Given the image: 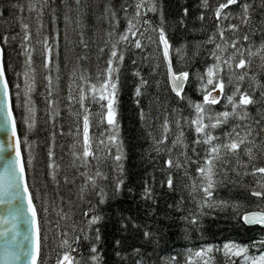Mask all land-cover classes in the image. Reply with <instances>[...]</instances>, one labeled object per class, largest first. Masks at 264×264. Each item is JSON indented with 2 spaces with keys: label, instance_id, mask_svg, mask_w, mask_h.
Listing matches in <instances>:
<instances>
[{
  "label": "trees",
  "instance_id": "trees-1",
  "mask_svg": "<svg viewBox=\"0 0 264 264\" xmlns=\"http://www.w3.org/2000/svg\"><path fill=\"white\" fill-rule=\"evenodd\" d=\"M137 2L0 0L4 71L39 220V264H57L66 248L65 239L76 249L72 255L79 264H188L189 260L203 264L192 254L226 243L264 250V230L241 222V215L247 211H264V197L252 195L264 191V174L255 172L264 167V0H238L225 10L233 13L226 20L215 18L224 0H143L137 24L143 34L137 37L141 48L131 39L117 43L135 16ZM244 4L250 5L247 23L241 19ZM153 7L155 11H148ZM23 24L28 25L27 40ZM146 26L157 35L163 28L171 47L173 70L189 73L181 94L184 99L170 91L159 41L146 35ZM45 38L50 52L45 49ZM233 41L250 61L243 81L234 75L245 71L234 67L238 53L232 69L223 62L236 51L230 46ZM113 45L124 56L122 62L113 61L118 71L112 74L117 83L118 136L116 142L110 141L115 132L106 126L109 143L105 142L107 146L100 154L91 150L94 155L85 163L84 158H76L74 150L81 123L76 120L80 104L71 101L72 89L82 85L86 95L87 83L107 76ZM216 45L224 51L217 52ZM249 49L257 54L249 56ZM213 52L221 56L218 75L226 83L232 78L225 92L231 94L239 85L255 103L247 106L248 119L229 118L211 130L219 137L213 143H227L226 134L237 125L241 136L248 131L251 135L238 155L222 151L221 158L214 161V186L206 199V182L197 168L204 166L209 146L195 143L203 137L197 136L195 126L188 121L195 117L190 102L203 103L200 77L217 63ZM28 84L32 85L31 92ZM50 100L55 103L50 105ZM226 102L223 98L220 104L206 107L214 114L230 112ZM26 118L33 124L31 128ZM181 132L182 143L174 147ZM161 140L164 142L158 143ZM245 148L252 149L251 157ZM117 154L121 155L119 161ZM170 159L172 167L167 163ZM92 217L97 222L89 224ZM208 262L238 264V258L230 259L220 250L210 254Z\"/></svg>",
  "mask_w": 264,
  "mask_h": 264
},
{
  "label": "snow or ice",
  "instance_id": "snow-or-ice-1",
  "mask_svg": "<svg viewBox=\"0 0 264 264\" xmlns=\"http://www.w3.org/2000/svg\"><path fill=\"white\" fill-rule=\"evenodd\" d=\"M79 2V0H77ZM238 3V0H224V2L220 3L219 7L216 9V17L217 19H220L223 15L224 19L228 18V14L224 13L225 9H228L230 5H235ZM143 7V0H139V2L136 3L135 8V16L133 17V20H129L128 27L124 34L119 35V42H127L131 39L132 42L135 43L136 48H141V42L137 38L138 35H143L139 32V29L137 28V24L140 23V17L141 12L140 9ZM243 15L241 17L242 22L247 23L249 17L248 12L250 5L244 4L243 6ZM29 11H34V9L29 8ZM21 11L23 9L21 8ZM127 11V9H125ZM148 11H155V8H149ZM145 24L149 23L147 20L143 21ZM22 28L24 29L26 35L25 39L27 40L29 38L27 34L28 25L23 24ZM232 30L235 31L236 26H231ZM221 38H223V33H221ZM244 40L247 41L248 37L245 36ZM159 41L163 45V56L164 60L168 62V75L170 78V83L172 86V90L175 92V94L180 97L181 99H184V97L181 95L185 86V83L189 79V73L188 72H181L176 73L172 69L171 61L169 59V48L170 45L168 43V40L165 36V32L163 28L159 29ZM237 41H233L231 43V47L233 49H236V51L227 56L224 59V64L227 65L229 69L233 68V61H236V55L239 54L240 58L238 61L235 62L234 67L236 69H245L243 74L234 73L236 78L239 81H243L245 77L248 75V67L250 61L246 60L244 58V53L236 48ZM44 46L46 51L50 52L51 49L48 46L47 38H45ZM217 52L224 51L221 49L220 45H216ZM261 51H264V44L261 45ZM217 52H213V56L215 60L217 61L216 64H214L212 67L207 68V80L206 84L203 83L204 77L201 76L200 79L202 81L201 91L203 93V103H195L190 105L195 110V117L189 119L188 123L195 126V132L198 137H203L202 139H197L195 143L200 144L203 143L205 145H208L209 147L206 149V154L204 157V166L198 167L197 171L200 173L201 178L206 182V186L204 187L205 192V198L207 199L212 195L211 189L214 186V180L213 176L215 175V164L214 161L219 160L221 158V152L226 151L232 154L238 155V150L241 148L242 145L245 144L247 137L251 135V132L248 131L245 136H241L239 132H236V127H240V125H237L233 128V131L230 133H227L228 136V142L224 143L221 141L220 143H213L214 140H219V137H215L212 134L213 129L221 126L224 123H227L229 118H239L241 120L248 119V111L247 106L254 104V99L247 94V92H241L240 86L237 85L235 87V90L232 91L231 94H228L225 92V88L227 84L232 83V78L230 77L227 83L224 81V79L218 75L220 69H221V56L217 54ZM257 53L252 52L250 49L248 50V55H256ZM124 56L122 53H118L116 50V45H113V51L111 52V58L108 60L107 64L108 67L106 69L107 76L106 77H97V83L92 86L93 91V100H97L96 93H99L98 100L99 101H106V105L102 104L101 107H106L107 112L106 114L102 113V115H106L107 123L112 126L113 131L115 132V135L110 137V141L116 142L117 136H118V123H117V110H116V92H117V83L116 79L113 77V73L118 71V68L114 67L113 61H123ZM261 59H264V56L261 57ZM28 64L31 66V56L28 57ZM47 66V64H46ZM26 82H27V73H25ZM49 84H51V79L49 78ZM207 86H212L210 89ZM32 85L28 84V92H31ZM83 89H81V93H83ZM213 92H217V95H213ZM49 96L52 95L51 89H49ZM138 96L140 95V90L137 89ZM27 95V93H26ZM237 96L239 99L237 100ZM226 98L227 105L225 107L227 108L228 105L231 106V111H224L222 113H213L211 108L206 107L207 105H216L221 102V98ZM84 100L85 96L81 94L80 96V102L81 106L84 107ZM29 107L28 110L30 113L34 112V109L30 106L31 101L27 102ZM55 103L54 101H49V104ZM86 110V109H85ZM26 122L28 123L29 128L33 126L31 122L28 121V118H26ZM164 132H165V139L167 138L166 134L168 132V123L165 121L164 125ZM246 127V126H245ZM0 134H2V137H0V162L3 163L4 171L7 174L6 178H0L5 179V183L0 185V196L9 197V202L12 200H20L21 203L17 205V214L23 215L24 212V205L23 200L27 201V212L30 217L29 227L31 230V235L28 234L25 235V240L28 241L27 244L18 243L16 240L17 234L12 230L9 229L8 231L12 232L11 236V243L16 245L15 251L9 253L7 251L8 244H5V255L11 256L14 260H26L30 261V264H39L40 254H41V235H40V227L38 223V215H37V209L34 206L33 203V197L29 192L28 185L25 181V161L22 157V148H21V139L19 138L17 134V120L14 115V107L12 105L11 99H10V89H9V83L5 79V71L3 68V65L0 64ZM182 136L183 133H180V136L177 138L176 141H174L173 146L175 147L176 144L182 143ZM6 137L7 139H4ZM164 140L158 141V143H163ZM83 152L82 157L79 155H76L77 159L84 158L85 163H87L88 157L94 155V153L91 151V144H90V136H89V117L88 115H85L83 117ZM118 153L120 151V145L117 144ZM9 150H13L15 155L10 156L8 155ZM244 152L251 157L252 149L251 148H245ZM50 157L52 153H49ZM115 159L119 161L121 159V155L117 154L115 156ZM31 159L27 161V163L31 164ZM168 166L172 167L173 162L170 159L168 162ZM53 166V165H50ZM176 167H181L180 164H176ZM255 172L264 174V167L255 169ZM97 175H100L98 172ZM168 186L172 187V180L169 178L168 180ZM262 188H264V185H261ZM22 193V196H21ZM253 196L256 197H264V191H254L252 192ZM103 202V201H101ZM87 215V213H85ZM17 219V215L13 216V220ZM244 220L246 223L249 224H260L264 226V211L259 213H251L246 214L244 216ZM97 222L96 217H92L89 220V224H93ZM195 222V220H193ZM4 223H7V220L4 221ZM0 235H8V232H0ZM66 235V233H65ZM146 235H148L146 233ZM76 241L79 240V237L75 238ZM264 243V242H262ZM63 245L66 246L65 251L63 252L62 256L57 260V264H79V261L72 255L73 252L76 251L75 248L71 247V244L67 239L63 241ZM92 252H96V248L93 247ZM223 250L225 255H231V256H244V260L248 262V264H264V254H261L259 256H254L249 258L246 253L248 252L247 248L240 247L235 244H224ZM213 249L211 247L201 249L200 251L195 252L193 255L197 258H203L208 253H211ZM95 259V257H94ZM188 264H194L192 260H189ZM203 264H209L208 260H204Z\"/></svg>",
  "mask_w": 264,
  "mask_h": 264
},
{
  "label": "rangeland",
  "instance_id": "rangeland-1",
  "mask_svg": "<svg viewBox=\"0 0 264 264\" xmlns=\"http://www.w3.org/2000/svg\"><path fill=\"white\" fill-rule=\"evenodd\" d=\"M225 10H224V12H225ZM238 10H240V8ZM225 13L228 14V18H229V14H230L229 10H227ZM230 16H233V13L230 14ZM215 18L217 19L216 15H215ZM221 19L222 20H226V19L223 18V15H222ZM145 30H146V32H148L146 34L147 36H149L152 39L153 38L158 39V41H159V34L157 35V33L155 31H153L149 26H146ZM206 73H207V71L203 75V77H204L203 83L204 84H206V80H207ZM97 82L98 81L96 79L95 82L86 84V89L88 91V93L86 95H85L84 91H83V93H81V89L84 90V87L82 85H80L78 87L77 84H76L74 86V88L72 89V94L71 95L72 96L74 95V96L71 97V101L75 100V101H78L79 104H80L78 111H77L76 106L73 105L74 113H76V111L78 112V115L76 116V120H77V122L80 121V123H81V125L78 126V130H77V134H76L77 139L75 141V146L76 147L74 149L77 152V155H79V156L83 152V147H82V145H83V117L85 115H88V117H89V136H90L91 150H96L100 154V153H102L105 150V147L107 146V143H109L108 139L106 138V133H107L106 131L109 128H107L106 126H109V127H111V126L107 123L106 115H102V113L106 114V112H107L106 107H103V108L101 107L102 104L106 105L107 102L98 100L99 93H96L97 100H93L92 99V96H93L92 86L95 85ZM72 85L73 84H71L70 86H72ZM201 86H202V81H201ZM207 87L210 89L212 86H207ZM233 90H235V89H233ZM81 94H83L85 96V100L83 102L84 103V107L81 106V102H80ZM76 98H77V100H76ZM227 103L228 102H226V105H227ZM48 118H49V116H47V119ZM105 142H107V143L105 144ZM223 246L222 247L210 246L213 249V251L211 253H208L207 255H205L202 259L195 257L193 255L194 253L192 255L194 256L195 260H198V261L208 260L209 259V255L212 254L215 251L222 250V252L224 253ZM240 247H243V246H240ZM243 248H247V247H243ZM259 249L260 248L258 246H254L251 250L248 249V252L246 253V255L249 258H251V257H254V256H259L261 254H264V250L259 251ZM233 257H237L238 258V264H248V262H246L244 260V256L243 255L242 256H231L230 254L228 255V258H230V259L233 258Z\"/></svg>",
  "mask_w": 264,
  "mask_h": 264
},
{
  "label": "water",
  "instance_id": "water-1",
  "mask_svg": "<svg viewBox=\"0 0 264 264\" xmlns=\"http://www.w3.org/2000/svg\"><path fill=\"white\" fill-rule=\"evenodd\" d=\"M160 47H161L162 57L164 60L163 45L161 43H160ZM169 59L171 61V65H172L171 47L169 48ZM164 63L166 65L167 79H168V85H169L170 91L174 95H176L175 92L172 90L170 78L168 75V62L164 60ZM0 64H2L3 68H4L3 50H2L1 44H0ZM172 69H173V65H172ZM5 79H6V75H5ZM186 83H185V86H186ZM185 86H184V88H185ZM183 91H184V89H183ZM217 94H218L217 92H213V95H217ZM222 98H221V100H222ZM10 99H11V94H10ZM11 102H12V100H11ZM218 104H216V105H218ZM216 105H213V106H216ZM17 134H18V130H17ZM18 136H19V134H18ZM0 137H2V134H0ZM4 139H7V138L4 137ZM8 155L14 157L15 153L13 150H9ZM22 157H23V155H22ZM25 173H26V171H25ZM6 175L7 174L4 171L3 163L0 162V178H6ZM25 181L27 183L26 174H25ZM4 183H5V179H0V185H2ZM29 192H30V190H29ZM21 196H22V193H21ZM9 199H10L9 197L0 196V232H8V235H6V236L0 235V264H30V261H26L23 259L14 260L11 258V256L6 257V255H5V251H6L5 250V244H8L7 251L9 253L15 251V248H16V245L11 243L12 232L8 231L9 229H12L17 234L16 240L18 243L27 244L28 241L25 240V235L26 234H28L29 236L31 235V230L29 227L30 217H29L28 212H27V201L26 200L22 201L23 205H24V212H23V215L21 216V215L17 214V205L19 203H21V201L20 200H12L11 202H9ZM259 212H262V211H247V212L243 213L241 215V222L247 227L257 226V227L264 230V226H262L260 224H249V223H246L244 220V216L246 214L259 213ZM14 215H17V219H15V220H13ZM5 220H7V223H4ZM38 223H39V220H38Z\"/></svg>",
  "mask_w": 264,
  "mask_h": 264
},
{
  "label": "bare ground",
  "instance_id": "bare-ground-1",
  "mask_svg": "<svg viewBox=\"0 0 264 264\" xmlns=\"http://www.w3.org/2000/svg\"><path fill=\"white\" fill-rule=\"evenodd\" d=\"M26 179H27V176H26ZM28 184V183H27Z\"/></svg>",
  "mask_w": 264,
  "mask_h": 264
}]
</instances>
